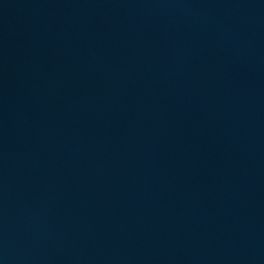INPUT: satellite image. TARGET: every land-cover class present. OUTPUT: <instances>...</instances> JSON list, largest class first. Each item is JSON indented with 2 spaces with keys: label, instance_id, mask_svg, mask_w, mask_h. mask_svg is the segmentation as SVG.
<instances>
[{
  "label": "water",
  "instance_id": "water-1",
  "mask_svg": "<svg viewBox=\"0 0 264 264\" xmlns=\"http://www.w3.org/2000/svg\"><path fill=\"white\" fill-rule=\"evenodd\" d=\"M0 264H264V0H0Z\"/></svg>",
  "mask_w": 264,
  "mask_h": 264
}]
</instances>
